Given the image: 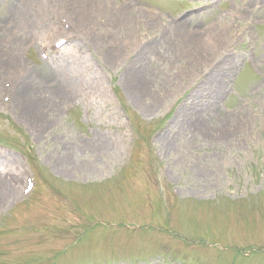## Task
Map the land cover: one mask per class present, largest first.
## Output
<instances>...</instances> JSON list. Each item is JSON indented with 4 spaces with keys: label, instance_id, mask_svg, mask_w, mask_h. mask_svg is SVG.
I'll return each mask as SVG.
<instances>
[{
    "label": "rangeland",
    "instance_id": "1",
    "mask_svg": "<svg viewBox=\"0 0 264 264\" xmlns=\"http://www.w3.org/2000/svg\"><path fill=\"white\" fill-rule=\"evenodd\" d=\"M13 1L0 6V55L17 61L0 71V180L15 190L0 205V264H264V0H129L143 8L136 13L117 10L127 0L105 1L109 48L129 50L138 28L150 42L139 65L133 51L102 59L82 36L51 54L57 20L70 16L50 9L38 21L57 30L20 37L26 24L5 25ZM202 37L205 56L193 42ZM221 58L230 69L205 113L209 138L227 112L247 110L248 119L226 141L176 138L180 108L207 96L200 81ZM15 70L28 94L54 98L58 83L73 92L46 121V138L28 128L31 110L12 108ZM132 72L149 75L140 104L123 80ZM29 172L37 184L25 198Z\"/></svg>",
    "mask_w": 264,
    "mask_h": 264
},
{
    "label": "bare ground",
    "instance_id": "2",
    "mask_svg": "<svg viewBox=\"0 0 264 264\" xmlns=\"http://www.w3.org/2000/svg\"><path fill=\"white\" fill-rule=\"evenodd\" d=\"M12 1L13 0H0V6L4 5L5 3L6 4L12 3ZM105 1L107 0H14L11 8H8L7 10L8 21L7 24L5 25L8 26L9 23L17 24L19 22L26 24L27 25L26 31L23 32L20 35V37H25L27 35L33 37L34 35L36 36L39 33V31L40 33L41 31L45 32L44 34L45 36L49 34V32H51L52 30L54 29L57 30L59 26L55 24V22L53 21L45 22V23H43L41 20L38 21L39 16H41V14H44L45 12L48 13V10L50 9L66 11V13L70 16L68 18L71 27L70 33L75 35L74 37L80 38L82 36L83 38L85 37L89 42L91 43L93 42V44L96 47H98L103 51V53L101 51H98L102 59L110 58L112 59L111 61L116 63L118 59H120L119 57L121 53L126 52L128 56V52L133 51L134 53H136L133 59L135 61L134 65L136 64L139 65V63L143 61V58L148 53L147 50L149 49L150 42L143 41L146 38V36L141 32H139L138 30H140V28H138L137 35H133L131 33L127 34V36L129 35L128 37H130L131 39V46L129 47V50L122 48L123 50L121 51L119 49L109 48L107 46L109 44L106 43V36L103 35V30L108 27H104L102 20L104 19L113 20L114 15L112 13L113 10L108 11L107 8L105 7ZM116 8L120 13H123L125 9L130 10L131 13H134L135 11L138 10L139 11L143 10V8L140 5H137L129 0H127L124 5L120 4ZM152 13L148 15V18L151 23L153 22L156 25L155 22L156 19L153 17ZM91 22L99 27L97 33H93L90 30H85L83 24L91 23ZM129 23L131 24L130 31L133 32L135 24L133 23V21H129ZM109 36L112 37L114 35L111 34ZM193 42H195L194 48L197 51L196 55L201 54L202 56H205L206 54H205L204 44L207 43L206 37H202L201 39H196ZM9 52L10 51H8V54H6L9 57L8 59L4 60L3 58H1L0 55V71H7L9 67L7 63L8 61L10 62L12 61L17 65V61L15 60V58L11 53L9 54ZM191 63H193V61H191ZM197 67L198 64L194 63L193 66H191V69L194 68L193 70H195L197 69ZM14 68L17 69L16 66H14ZM214 68L211 71L204 72L206 76L203 78V81L202 80L200 81L201 83L199 82L200 83L199 88L200 89L205 88L207 91V96L203 97L202 94L196 96L197 94H199V92H195L196 97L193 98L194 110L191 111L180 108L176 120V122L178 121L177 124H179V127L177 129L178 131L175 133L176 138L186 139L189 138L188 137L189 134L187 132H195L198 134V136L202 137L203 134L207 139L213 141L216 138L225 139L226 135H230L231 131L236 128V124L241 123L244 120V118L248 119L247 110L243 111L242 109L234 112L232 111L227 112L222 116L224 117V119L225 117L228 118L225 119L224 124L220 125L221 129H219L218 136H215L216 138L215 137L209 138L210 136H212L211 134L212 129L211 128L207 129L206 126L204 125V124L209 125L205 118V113L210 111L212 108L216 106L215 102L218 99V97L221 96L220 93L222 92L223 89L226 74L230 69V64L228 59L225 58L218 59V62L214 65ZM130 70L132 71V68ZM10 74L14 75V79L17 84V86L15 85L14 88L12 85L11 96L12 98H14V96L15 98H17L15 99V101L17 102L15 103V106L13 104L12 108L15 107V109L18 110L22 108L23 109V110L21 109L22 113H24V111L31 110L32 113L29 116V120L27 119L30 125V126L28 125V128L33 134L42 137L45 134L46 130L48 129V124L46 123V121H51L50 119L53 118L52 117V114L54 112L53 110L58 105V102L62 103L64 100H67L69 97L72 96L73 92L69 90V86L60 85L58 83V86L54 90V94H55L53 95L54 98L45 97L44 95H42L41 92H37L38 90L35 91L34 93L28 94L29 93L28 84H25L22 80L24 77H26L24 74V70H22V74L18 70H15L14 72H10ZM132 75L133 72L128 74V76H131L129 79L130 81L127 80L129 77H125L123 80L129 94L132 97L136 98L137 102H139L140 99H145L146 97H149V95H151L148 89L146 88L147 87L146 81L148 80L149 75L144 73L139 78L132 77ZM43 97L46 99L44 103H42L44 99ZM210 98L211 100H209ZM53 99L56 100V102L55 101L53 102ZM151 99H153V96H151ZM239 113H241L242 115ZM46 117L47 119H44ZM174 117L172 118L171 122L173 121ZM198 122H200V124H198ZM233 132H235V130ZM231 137L232 139L235 138V140L238 141L239 139H241L240 136H237L236 134H233V136ZM43 138H46V136H43ZM95 140L98 141V139ZM100 151L101 149H98V151H96L98 155H100ZM172 160L176 161V158L172 157ZM11 186L8 185L7 188L6 186L3 185V182H1L0 180V205H3L2 202L6 197L11 196V192L12 193L13 191L15 192V190L13 189L14 187Z\"/></svg>",
    "mask_w": 264,
    "mask_h": 264
}]
</instances>
